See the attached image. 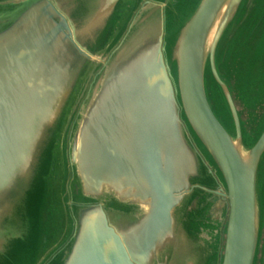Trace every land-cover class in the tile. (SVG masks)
Instances as JSON below:
<instances>
[{
    "label": "water",
    "instance_id": "1",
    "mask_svg": "<svg viewBox=\"0 0 264 264\" xmlns=\"http://www.w3.org/2000/svg\"><path fill=\"white\" fill-rule=\"evenodd\" d=\"M262 54L264 0H0V264H255L264 125L246 145L238 105L264 106Z\"/></svg>",
    "mask_w": 264,
    "mask_h": 264
},
{
    "label": "rangeland",
    "instance_id": "2",
    "mask_svg": "<svg viewBox=\"0 0 264 264\" xmlns=\"http://www.w3.org/2000/svg\"><path fill=\"white\" fill-rule=\"evenodd\" d=\"M251 4V3H250ZM249 4V5H250ZM182 7V6H181ZM188 6L183 7L181 9L182 13L181 15L184 16L186 13L188 12ZM178 9L176 7H168V18H169V25L171 24V27H176L177 22L176 19L178 17L177 15ZM245 17L241 20H244ZM176 22V23H175ZM242 23V22H240ZM238 25H236L234 28H236ZM121 27V25H120ZM119 26L116 25V30L114 35L119 34L118 37H115L112 35V37L109 38L108 44L107 46H105V49H97L96 52V56L98 57H103V56H107L109 54V52L112 50V47L115 46L116 42L118 41L119 37L122 35V33L124 32V28L122 30V27L120 28ZM232 35H235L233 32H230V34L228 35L229 37L227 38V40H230V37H232ZM227 44V42L225 43V45ZM239 47V46H238ZM225 50V49H224ZM224 50L222 51V54L220 56V58L224 59L225 57V52ZM264 55V54H262ZM104 58V57H103ZM238 59V58H237ZM245 58L242 57L241 58V65L245 66L244 64H248L247 61H245ZM96 65V62H94L91 66H90V70H92L94 68V66ZM249 65V64H248ZM255 65L259 66L261 65L262 68L264 67V59H259L258 61H255ZM232 66H229V69L231 70ZM225 76V74H224ZM245 79H250V77H248V74L245 72L244 75ZM256 80H258V76L256 75ZM227 81L229 82V85H235L238 83L237 80H235V82H233L232 80H230L229 78L227 79ZM262 82L264 85V69H263V74H262ZM237 88H239V85H237ZM244 90L240 91V99L242 101L241 104H239V110L241 112V116H242V120H243V124H244V131H245V143L248 146H251L253 144V142L256 140V138L258 137V134L260 132V130L262 129L263 125H264V106H259L257 107V109L255 110H250L253 107L256 106L255 102L256 99H251L245 92H243ZM211 92L213 93V95L217 96L215 94V92L213 90H211ZM259 95H261L262 97V92H259ZM211 101L213 103L212 97L210 96ZM216 104L215 105V111L217 112L218 116L222 119V121L230 127V129L233 131L234 127H233V123L231 121L230 118V114L227 111H225V109L222 107L221 105V101L218 102V100L216 99ZM250 108L249 112L248 109ZM252 111V113H251ZM255 111V112H254ZM64 132L62 131V133L59 135V145L57 146V153L58 155H60V160H59V165L58 168L56 170V172H54L55 174V179L57 180V182L59 183V187L56 186V184L54 185V188L60 190L59 192V196H60V202H58V198H57V202H53L52 204V209H51V201L52 199H47V204L48 205V210L45 211V224L44 227L48 229H50L51 232H55L57 233V235L60 233V236H58V239L55 241V243H53V245L51 246V248L48 251H51V249H53L57 244H60L62 241H64L67 236L70 233L71 227H72V223H71V219L70 216L68 214V209L66 208V197L67 196V191L63 192L62 189V185L66 183L69 184L71 182V174H70V169H68V174L67 177H65V168L67 167L65 164V142H64ZM243 150H246L245 147H243ZM57 155V156H58ZM51 185H53V182L51 181ZM58 190H56V194L58 193ZM63 192V193H62ZM69 192V191H68ZM69 194V193H68ZM68 200L70 199L69 196L67 197ZM50 203V204H49ZM263 203H264V185H263ZM264 209H261L260 207L258 208V217H259V238H258V243H257V256H256V260H255V264H262L263 258H264ZM56 219V224L53 223V219ZM47 251V252H48ZM46 253V252H45ZM45 253L42 256V260L45 258Z\"/></svg>",
    "mask_w": 264,
    "mask_h": 264
}]
</instances>
